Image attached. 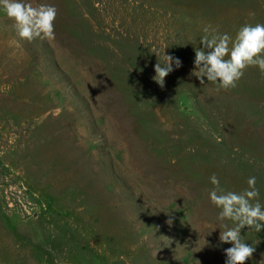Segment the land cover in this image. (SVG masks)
I'll return each instance as SVG.
<instances>
[{
  "label": "rangeland",
  "instance_id": "1",
  "mask_svg": "<svg viewBox=\"0 0 264 264\" xmlns=\"http://www.w3.org/2000/svg\"><path fill=\"white\" fill-rule=\"evenodd\" d=\"M24 2L58 14L29 43L0 10V264H225L210 177L254 176L264 206V75L201 84L194 49L264 24V0ZM164 51L182 66L160 87ZM241 235L260 264L264 229Z\"/></svg>",
  "mask_w": 264,
  "mask_h": 264
},
{
  "label": "clouds",
  "instance_id": "2",
  "mask_svg": "<svg viewBox=\"0 0 264 264\" xmlns=\"http://www.w3.org/2000/svg\"><path fill=\"white\" fill-rule=\"evenodd\" d=\"M0 10L13 22V28L20 40L29 43L39 39L52 41L55 39L54 22L58 10L50 4L33 6L24 0H0ZM204 35L196 47L194 71L192 75L204 84L206 77L209 82L218 83L219 87L228 90L237 87L247 68L256 66L264 75V24H245L239 28L233 39L227 33L221 34L218 28L206 26ZM157 55V54H156ZM154 66L155 75L152 79L160 86L165 84V78L182 66V61L165 53ZM214 185L209 192L213 205L220 209L218 219L230 220L234 227L220 231L219 241L230 244L224 249L225 264H245L252 258L256 248L247 244L241 230L246 226L260 232L264 229V206L257 199L259 191L255 188L256 178L247 180L248 188L242 192L225 191L220 188V181L215 174L210 177ZM166 223L171 226L170 217ZM166 238V237H164ZM167 239V238H166ZM264 264V259L260 261Z\"/></svg>",
  "mask_w": 264,
  "mask_h": 264
}]
</instances>
